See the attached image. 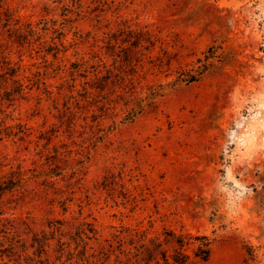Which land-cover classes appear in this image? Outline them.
Listing matches in <instances>:
<instances>
[{
	"label": "rangeland",
	"instance_id": "374dc122",
	"mask_svg": "<svg viewBox=\"0 0 264 264\" xmlns=\"http://www.w3.org/2000/svg\"><path fill=\"white\" fill-rule=\"evenodd\" d=\"M4 60L0 264H130L146 229L264 264V0H0Z\"/></svg>",
	"mask_w": 264,
	"mask_h": 264
},
{
	"label": "trees",
	"instance_id": "16d2710c",
	"mask_svg": "<svg viewBox=\"0 0 264 264\" xmlns=\"http://www.w3.org/2000/svg\"><path fill=\"white\" fill-rule=\"evenodd\" d=\"M4 13L7 15V26L15 24L9 13L7 14V11ZM26 27L28 35L39 33L32 23H28ZM19 30L21 31L22 28H19ZM55 46V43H45L43 45L46 51L51 50V52L56 50ZM53 56L56 59L58 52H54ZM19 71V68L12 66L10 62L0 61V85L12 81L17 92H22L25 85L19 78ZM199 74L189 75L191 82L196 81ZM22 179V177L17 179L11 174L0 181V203L3 196L8 192H12L19 185V180ZM2 214L0 213V215ZM16 236L13 229L0 224L1 260L4 256L10 257L17 253L19 239ZM137 237V244L134 246L135 251L129 252L131 254L128 259L130 264H203L210 260L214 243V239L204 234L176 233L175 231H166L164 238H151L148 237V230L146 229L140 230ZM34 241L39 245L40 252H45L47 242L39 239L38 235H36ZM191 248L193 249L192 254L188 252Z\"/></svg>",
	"mask_w": 264,
	"mask_h": 264
}]
</instances>
